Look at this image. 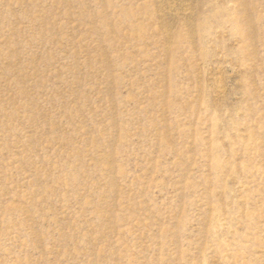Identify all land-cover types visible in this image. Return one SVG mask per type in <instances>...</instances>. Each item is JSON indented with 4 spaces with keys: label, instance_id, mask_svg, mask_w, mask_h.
<instances>
[{
    "label": "rangeland",
    "instance_id": "rangeland-1",
    "mask_svg": "<svg viewBox=\"0 0 264 264\" xmlns=\"http://www.w3.org/2000/svg\"><path fill=\"white\" fill-rule=\"evenodd\" d=\"M0 264H264V0H0Z\"/></svg>",
    "mask_w": 264,
    "mask_h": 264
}]
</instances>
